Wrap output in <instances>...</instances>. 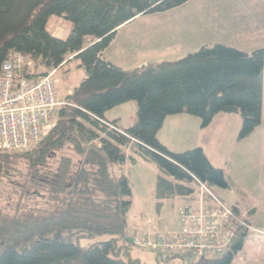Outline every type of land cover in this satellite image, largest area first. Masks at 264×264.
Masks as SVG:
<instances>
[{
	"label": "trees",
	"instance_id": "16d2710c",
	"mask_svg": "<svg viewBox=\"0 0 264 264\" xmlns=\"http://www.w3.org/2000/svg\"><path fill=\"white\" fill-rule=\"evenodd\" d=\"M188 1L0 0V75L12 52L27 56L43 74L58 72L72 59L85 70L39 143L25 152L0 150V177L12 159L20 158L29 164L34 181V169L68 145L82 158L74 179L72 160H59L57 176L48 185L49 198L61 201L59 209L22 216L0 211V264H137L128 257L129 247L117 239L125 236L132 204L122 166L128 160L135 163L136 156L158 167L159 200L191 195L194 178L211 190L229 186L224 171L212 165L201 147L171 152L158 132L172 115L196 116L205 128L223 112L240 117L238 139L250 136L262 121L264 49L203 45L175 61L130 70L102 55L118 29L136 16L166 12ZM52 16L71 22L65 39L50 33ZM128 101L136 103L130 127L105 117L106 111ZM102 235L111 238L94 240ZM244 237L245 231L238 230L221 259L196 258L192 264L232 263Z\"/></svg>",
	"mask_w": 264,
	"mask_h": 264
},
{
	"label": "rangeland",
	"instance_id": "374dc122",
	"mask_svg": "<svg viewBox=\"0 0 264 264\" xmlns=\"http://www.w3.org/2000/svg\"><path fill=\"white\" fill-rule=\"evenodd\" d=\"M48 28L51 34L59 30L65 39L71 30V22L52 16ZM216 43L246 52L264 48V0H189L166 12L141 14L118 29L105 53L115 66L130 70L175 61L203 45ZM77 64L72 59L57 72L55 80L60 90L74 89L84 78L85 70ZM220 114L227 116V124L212 123L205 128L196 116H169L158 137L171 152L203 148L212 165L224 171L229 186L213 187L212 191L229 208L236 206L241 213L247 214L250 223V228L244 230L247 231L245 248L230 264H264V119L250 136L240 140V117L234 113ZM105 117L117 120L121 127H130L135 122L136 103L118 104L106 111ZM63 156L72 160L71 178L74 179L82 158L70 145L56 151L45 165L34 169L37 181L32 179L33 172L26 161L12 159L6 175L0 177V211L10 216H22L59 209L61 201L49 198L48 185L57 176L58 163ZM136 158L137 162L128 160L122 166L132 188L128 228L122 238L112 237L129 247L128 257L137 264H192L198 259L167 256L134 243V236L139 231L148 230L160 236L177 232L176 213L187 203L182 196L159 200L156 195L158 167L151 161ZM251 208L254 212L249 213ZM109 238L110 235H102L94 240ZM251 245L256 247L254 255H251ZM223 254L210 255L206 259L218 260Z\"/></svg>",
	"mask_w": 264,
	"mask_h": 264
},
{
	"label": "built area",
	"instance_id": "2783aa9c",
	"mask_svg": "<svg viewBox=\"0 0 264 264\" xmlns=\"http://www.w3.org/2000/svg\"><path fill=\"white\" fill-rule=\"evenodd\" d=\"M56 70L36 72L30 59L12 52L0 75V150L25 152L40 142L55 122L62 100L54 79ZM190 203L178 212L179 230L167 237L140 231L134 243L159 252L204 258L223 253L238 230L249 229L243 216L226 206L208 187L194 178Z\"/></svg>",
	"mask_w": 264,
	"mask_h": 264
},
{
	"label": "crops",
	"instance_id": "0c3cea01",
	"mask_svg": "<svg viewBox=\"0 0 264 264\" xmlns=\"http://www.w3.org/2000/svg\"><path fill=\"white\" fill-rule=\"evenodd\" d=\"M60 31L58 30V32H56V33H54V34H52L54 37H57V38H62L61 37V33H59ZM264 49V48H263ZM106 51V50H105ZM105 51L103 52V57L106 59V60H108V61H110L111 63H113L110 59H109V57H107V55H106V53H105ZM253 51V50H252ZM246 52V51H245ZM113 64H115V63H113ZM72 90L73 89H68L66 92H64V91H62V90H60V88L58 87V92L60 93V96L62 97V98H65V97H67L68 95H70L71 93H72ZM230 117V116H229ZM264 119V77H263V111H262V120ZM227 120H228V118H227V116H221V114L220 113H218V114H216L215 116H214V118H213V120H212V122H211V124L212 123H222V125H224V124H227L228 122H227ZM262 122V121H261ZM119 125V124H118ZM120 126V125H119ZM121 127V126H120ZM122 128H124V127H122ZM159 138V137H158ZM159 140H160V138H159ZM160 142L162 143V144H164L161 140H160ZM165 145V144H164ZM166 146V145H165ZM168 148V147H167ZM203 149V148H202ZM128 151V154L130 153V151H129V149L127 150ZM204 151V150H203ZM205 153V152H204ZM131 155V154H130ZM134 156V155H133ZM135 160H136V162H137V158L135 157ZM237 209H238V212L240 213V214H242V215H247V214H245V213H241V211H240V209L237 207ZM252 212H254V208H251L250 210H249V213H252ZM250 224V223H249ZM251 230V229H250ZM249 230V231H250ZM246 234H247V231L245 232V237H246ZM245 237H244V241H243V246H242V249L243 248H245ZM251 247V251H252V254L251 255H254L255 253H256V251H255V249H256V247L255 246H250ZM241 249V250H242ZM260 248H257V250H259ZM240 250V251H241ZM239 251V252H240ZM260 251V250H259ZM238 252V253H239ZM237 253V254H238ZM236 254V255H237ZM262 255H263V258L262 259H264V247H263V250H262ZM251 258V257H250ZM255 260V259H254Z\"/></svg>",
	"mask_w": 264,
	"mask_h": 264
}]
</instances>
